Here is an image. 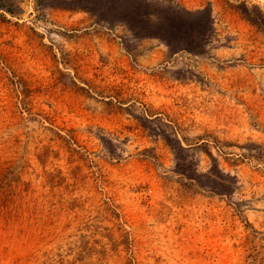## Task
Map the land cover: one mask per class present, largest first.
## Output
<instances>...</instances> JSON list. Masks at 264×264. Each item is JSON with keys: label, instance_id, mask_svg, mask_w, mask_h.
<instances>
[{"label": "rangeland", "instance_id": "1", "mask_svg": "<svg viewBox=\"0 0 264 264\" xmlns=\"http://www.w3.org/2000/svg\"><path fill=\"white\" fill-rule=\"evenodd\" d=\"M259 9L0 0V264H264Z\"/></svg>", "mask_w": 264, "mask_h": 264}, {"label": "trees", "instance_id": "2", "mask_svg": "<svg viewBox=\"0 0 264 264\" xmlns=\"http://www.w3.org/2000/svg\"><path fill=\"white\" fill-rule=\"evenodd\" d=\"M187 13L190 15L194 14L191 12H187ZM252 16H253V20H252L253 23H256V24L263 23V21H264V11L263 10L259 9L258 11L253 12ZM211 174H213V172H210V175ZM217 177L221 178L220 176H217Z\"/></svg>", "mask_w": 264, "mask_h": 264}]
</instances>
